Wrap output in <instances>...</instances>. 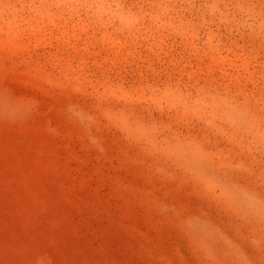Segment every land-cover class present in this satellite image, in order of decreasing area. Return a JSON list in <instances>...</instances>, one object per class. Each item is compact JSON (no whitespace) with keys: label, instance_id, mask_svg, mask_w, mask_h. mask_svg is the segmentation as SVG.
Listing matches in <instances>:
<instances>
[{"label":"rangeland","instance_id":"374dc122","mask_svg":"<svg viewBox=\"0 0 264 264\" xmlns=\"http://www.w3.org/2000/svg\"><path fill=\"white\" fill-rule=\"evenodd\" d=\"M0 264H264V0H0Z\"/></svg>","mask_w":264,"mask_h":264}]
</instances>
